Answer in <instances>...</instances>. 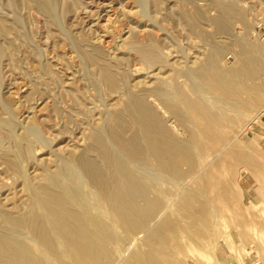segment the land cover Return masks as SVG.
Segmentation results:
<instances>
[{
    "label": "rangeland",
    "instance_id": "374dc122",
    "mask_svg": "<svg viewBox=\"0 0 264 264\" xmlns=\"http://www.w3.org/2000/svg\"><path fill=\"white\" fill-rule=\"evenodd\" d=\"M95 48L169 129L162 140L189 142L178 173L140 165L116 147L115 119L126 137L138 126L119 114L125 93L111 92L87 59ZM0 49V241L7 252L21 244L26 264H264V0H0ZM204 61L207 70L197 69ZM90 133L154 184L138 202L144 214L113 217L72 161L85 151L104 162L89 147ZM53 193L82 217L86 225L75 231L83 233H75L81 245L92 242L93 256L72 253L59 236L70 233L50 217L64 207ZM39 210L55 252L26 226Z\"/></svg>",
    "mask_w": 264,
    "mask_h": 264
},
{
    "label": "bare ground",
    "instance_id": "6f19581e",
    "mask_svg": "<svg viewBox=\"0 0 264 264\" xmlns=\"http://www.w3.org/2000/svg\"><path fill=\"white\" fill-rule=\"evenodd\" d=\"M32 1V0H31ZM38 3V1H36ZM35 3V2H32ZM40 6L46 10V7L44 6L43 3H39ZM37 5V4H36ZM40 8V7H39ZM50 11V10H49ZM231 14V13H228ZM229 19V18H228ZM231 21V20H230ZM229 23V21H226ZM228 23L226 26H224V30L226 32V30H228ZM196 24V23H195ZM197 26V25H196ZM195 28V27H194ZM195 29H198L197 27ZM223 30V31H224ZM227 33V32H226ZM228 34V33H227ZM207 36V35H206ZM207 38V37H206ZM215 51H217L216 53H219L218 50L214 49ZM246 52V51H245ZM2 54V50L0 49V55ZM99 54L100 51L98 48H95L93 52H88L86 54L87 59L92 63V65L94 67L97 68L98 70V75L100 80L107 86V88L113 92V91H122L125 93V97L122 99L121 101V113L119 114H126L128 115L138 126V129L130 136V137H126L124 134V130H125V126L123 124V121H121V118L119 120L115 119L113 121V124H111L109 131H110V135L113 139V141L115 142V144L117 145L116 147H118V150H120L121 154L124 153L126 157H128V159H131L133 162L135 160V162L139 163L140 165H148L153 163L155 165V168L161 170L160 172H164V173H169L172 174L174 172H177L179 169V164L178 161L180 160V152H190V145L189 142L187 141L186 143H183L181 145L180 142L176 141V139L174 140L172 137H170L171 139L168 141L162 140V137H165L166 135L170 136L171 134H168V130L167 127H165V125L163 124V122H161L155 112L154 109L146 103L145 99L143 96L137 95V94H133V93H128L127 89H126V85L124 82V79L121 75V73L118 72V69L116 67H118V64H109L107 62H104L102 60L99 59ZM244 55V53H243ZM246 55V54H245ZM211 56V55H210ZM240 58V57H239ZM211 59V58H210ZM208 61V59H207ZM210 61V60H209ZM208 61V62H209ZM241 61V60H240ZM204 61V63L200 64L203 65L202 68H197V69H203L205 68V66H210L209 63ZM212 62V61H211ZM244 64V63H243ZM117 65V66H116ZM199 65V66H200ZM217 67V66H216ZM119 68V67H118ZM210 68V67H208ZM237 68V67H236ZM207 70V68H205ZM215 69V68H213ZM218 69V68H217ZM233 70V69H232ZM226 71V70H225ZM250 71V70H249ZM203 73V72H202ZM223 73V72H222ZM187 74V73H186ZM199 74V73H198ZM228 74V73H227ZM226 75V74H225ZM203 76V75H202ZM222 77V76H221ZM223 78V77H222ZM233 80V78H232ZM231 80V82H232ZM225 83V82H224ZM159 88V87H158ZM161 91V90H160ZM163 94V93H162ZM158 95V94H157ZM163 97V96H162ZM169 99V98H168ZM203 100V99H202ZM193 103V102H192ZM190 106H192V108L194 109V114H198V109H197V105L196 104H192ZM169 108L171 110H173L174 112L177 111L176 107H174L173 104V100L170 98L169 100ZM173 107V109H172ZM175 108V109H174ZM218 109V108H217ZM214 110V109H213ZM193 111V110H191ZM173 112V113H174ZM212 112V111H210ZM223 113V112H222ZM82 114V113H81ZM180 115L179 112H176V115ZM201 114V112H200ZM224 114V113H223ZM206 114H204V117ZM182 116V115H181ZM211 117V116H210ZM191 118V117H190ZM213 118V116H212ZM218 120V119H217ZM194 121V120H193ZM196 121V120H195ZM199 123V122H198ZM203 123V122H202ZM208 123V121H207ZM212 123V122H211ZM201 124V123H200ZM204 125V123L202 124ZM208 126V125H206ZM213 126V125H212ZM209 127V126H208ZM215 127V126H214ZM207 128V127H206ZM211 128V127H210ZM36 129V128H35ZM205 131V128H201V130ZM209 129V128H208ZM207 130V129H206ZM210 130V129H209ZM219 131V130H218ZM37 132V131H36ZM202 132V131H201ZM206 132V131H205ZM209 131H207L206 133H208ZM215 132V131H213ZM211 131V133H213ZM217 132V131H216ZM170 133V132H169ZM196 133V132H195ZM204 133V132H203ZM91 134V133H90ZM214 134V133H213ZM217 134V133H216ZM204 135V134H203ZM207 135V134H206ZM219 135V134H218ZM222 135V134H221ZM6 136V135H5ZM100 136V135H99ZM98 135H96L95 133L91 134V144L89 147H91L92 149H94V151H97L98 154L100 155V157L102 158V160L105 162V168L102 167L103 163L100 164V161H97L99 159L96 160V158H92L89 157L87 155L84 154L85 151H83L82 153H78V154H73V156L71 157V159L73 158L75 161V164L78 165V167H80L81 171L84 172V175H87L89 178L88 180L90 181V183H93L94 186L97 187V191H99V194L101 193L102 198H104V205L105 204V199L107 200V202L110 204V206H106L108 208H110V212H112L113 217L116 216V218H124V219H131V218H135L137 216H139L140 214H144V207L140 208L138 207V202L139 200L144 201L147 200V195L149 190L153 189V185L151 182H145L147 179V177L143 174V173H139V171L136 173L135 171H132L130 169H128V167L125 165L124 162H122L119 158H117L116 156H114L109 148L107 147V144L105 143V140L101 137H99ZM208 136V135H207ZM233 136V135H232ZM191 139V137H190ZM194 139V138H193ZM229 146V145H228ZM197 147V146H196ZM89 148V150L91 151L92 149ZM201 148V147H200ZM111 149V148H110ZM206 149V148H205ZM192 150V149H191ZM82 151V150H81ZM96 152V153H97ZM73 153V152H72ZM86 153V152H85ZM123 154V156H124ZM191 158V157H190ZM189 158V159H190ZM72 159V161H73ZM189 162V160H188ZM190 162L191 159H190ZM107 164V166H106ZM138 164V165H139ZM196 164V163H195ZM194 164V166H195ZM153 165V166H154ZM77 168V167H76ZM147 170V169H146ZM198 170V169H197ZM178 173V172H177ZM232 174V173H231ZM173 175V174H172ZM193 176V175H192ZM146 177V178H145ZM170 177H172L170 175ZM169 177V178H170ZM146 179V180H145ZM217 179V178H216ZM145 180V181H144ZM54 181V180H53ZM52 181V182H53ZM88 181V182H89ZM165 182V181H164ZM59 185V184H58ZM89 185V184H88ZM153 187V188H152ZM64 189V188H63ZM96 190V189H95ZM154 190V189H153ZM189 191V190H188ZM69 192V190H68ZM151 192V191H150ZM49 193V192H48ZM193 193V192H192ZM52 194V193H50ZM72 194V193H71ZM99 194L97 193V195L99 196ZM60 195V194H59ZM189 196H191V193L188 194ZM53 197L50 198H54L55 201H57V203L61 204L62 206H66L67 204H64V199H61L60 197H58L57 194L53 193V195H51ZM44 197V195H43ZM67 197V196H66ZM70 198V197H69ZM203 198V197H202ZM46 200H50L48 197L45 198ZM53 199V200H54ZM101 200V198H99ZM63 200V201H62ZM68 200V198H67ZM161 200V199H160ZM207 200V199H206ZM45 201V200H42ZM53 202V201H52ZM101 202V203H103ZM106 202V203H107ZM151 202V201H150ZM41 203V202H40ZM45 203L48 205L49 203L45 201ZM107 203V205H108ZM141 203V202H140ZM143 203V202H142ZM141 203V204H142ZM189 203V202H188ZM196 203V202H195ZM53 204V203H52ZM55 204V203H54ZM64 204V205H63ZM139 204V205H141ZM157 204V203H156ZM162 204V203H161ZM168 204V203H167ZM47 205H45L47 207ZM54 206V205H53ZM60 206V205H59ZM58 206V207H59ZM61 206V207H62ZM64 206V207H65ZM102 207L103 204L101 205ZM50 206L48 205L47 209ZM55 207V206H54ZM53 207V209H54ZM61 207H59L58 209L61 210ZM62 207L63 210H61L62 213H60L57 210V207L54 209L55 212L52 213L51 212V216L53 215L52 219H56V221L54 223H58L59 225H65V227H60L59 230H61L63 228V230L66 229V231L68 230L70 234H64L65 232H63L62 234H64V236H62L61 232L58 231L59 236H61V238L63 239L64 243L66 244V246L69 247L70 251L72 253H76L79 254L80 256L84 257L83 259H85V257L88 256L93 253H91V249H90V245H81L79 242V237L76 235L79 233H83V226L81 228V231H75V229L78 227H76V225L80 223L81 225V219L82 217H80L79 215H77L78 217H76V211L72 210L70 207ZM148 207V206H147ZM185 207V206H184ZM195 207V206H194ZM51 208V207H50ZM73 208V207H72ZM39 209V208H38ZM65 209V210H64ZM41 210V209H40ZM39 213H37L36 211L33 212L32 215V219L29 220V222L27 221L26 226L29 227V229H32L36 232L37 236H39L38 239H41V241L47 245L51 250H54V252L56 251L54 248V243L52 242L51 244V240L47 241L46 238L47 237V227H46V223H44V218L41 217V214L43 211H40ZM52 210V209H51ZM77 210V208H76ZM161 210V209H160ZM164 210V208H163ZM38 211V210H37ZM49 211V210H48ZM90 211V210H89ZM79 212V211H78ZM144 212V213H143ZM149 212V211H147ZM49 213V212H48ZM193 213V212H192ZM45 214V213H44ZM50 214V213H49ZM89 214V213H88ZM154 213L149 212L148 213V218H150ZM111 215V216H112ZM115 215V216H114ZM68 216V217H67ZM93 216V215H90ZM88 216V217H90ZM154 216V215H153ZM80 217V218H79ZM85 217V216H84ZM142 217V216H141ZM43 218V219H42ZM47 218V217H46ZM147 218V217H146ZM153 218V217H152ZM167 218V217H166ZM72 219V220H71ZM85 219V218H84ZM186 219V218H185ZM50 220V219H49ZM71 220V221H69ZM75 220V221H74ZM146 220V219H145ZM48 221V220H47ZM51 221V220H50ZM73 221V222H72ZM147 221V220H146ZM191 221V220H190ZM195 221V220H194ZM52 222V221H51ZM50 222V223H51ZM75 222V223H74ZM79 222V223H78ZM126 222H128L126 220ZM141 222V221H140ZM188 222V221H187ZM186 222V223H187ZM25 224V222H23ZM48 223V222H47ZM53 223V226L55 225ZM192 223V222H191ZM15 224V223H14ZM20 224V223H19ZM23 224V225H24ZM83 225H86L84 222H82ZM139 224V223H138ZM193 224V223H192ZM22 226V225H21ZM52 226V227H53ZM56 226V225H55ZM141 226H144L141 224ZM140 226V228H141ZM191 226V225H190ZM17 227V226H16ZM23 227V226H22ZM21 227V228H22ZM51 227V226H50ZM80 227H78L77 229H79ZM88 227V225L86 226ZM97 227V226H96ZM26 228V227H23ZM55 228V227H53ZM65 228V229H64ZM102 228V226H101ZM191 228V227H190ZM165 229V228H164ZM50 230V229H49ZM48 230V231H49ZM85 230V228H84ZM96 230V229H95ZM102 230V229H101ZM155 230V229H154ZM187 230V229H186ZM30 231V230H29ZM87 231V228H86ZM76 232V233H75ZM85 232V231H84ZM181 232V231H180ZM89 233H91L89 231ZM54 234V233H53ZM86 234V233H85ZM178 234V233H177ZM82 235V234H81ZM88 235V233H87ZM87 235H85V237L83 238L86 241L88 240ZM95 235V234H94ZM50 236V235H49ZM91 234L89 235V239ZM105 236V235H104ZM186 236V235H185ZM187 237V236H186ZM173 238V237H172ZM180 238V237H179ZM51 239V238H50ZM82 239V240H83ZM83 240V242H84ZM171 240V239H170ZM179 240V239H178ZM2 241V240H1ZM0 241V264H7L6 262L8 261L9 264H26V260L24 258L25 261L23 260H19L20 256L19 253L21 252L20 250L23 249L25 250V248L21 245V244H17V247H14L12 249H7L8 252L5 249V241L1 242ZM62 241V242H63ZM81 241V240H80ZM91 241V240H90ZM168 241V240H167ZM11 242V241H10ZM38 243V242H37ZM42 243V244H43ZM85 243V242H84ZM87 243V242H86ZM85 243V244H86ZM90 243V242H89ZM148 243V242H147ZM9 244V243H8ZM7 244V245H8ZM39 244V243H38ZM43 244V245H44ZM182 244V243H181ZM193 244V243H192ZM11 245V244H10ZM45 246V247H47ZM151 246V244H150ZM27 247V246H25ZM44 247V248H45ZM63 247V246H62ZM94 247V246H93ZM42 248V246H41ZM68 249V248H67ZM165 249V247H164ZM30 250V249H29ZM96 250V249H95ZM149 250V249H148ZM91 251V252H90ZM27 252V251H26ZM150 252V251H149ZM22 253V252H21ZM29 253V252H28ZM90 253V254H89ZM75 255V257H76ZM144 255V254H143ZM156 255V254H155ZM22 256V255H21ZM70 256V255H69ZM74 256V255H73ZM93 256V255H92ZM146 256V255H145ZM157 256V255H156ZM161 256V255H160ZM26 257V256H25ZM29 257V256H28ZM79 257V256H78ZM153 257V256H152ZM155 257V256H154ZM168 257V256H167ZM31 258V257H29ZM9 259V260H7ZM27 259V258H26ZM82 259V258H81ZM82 259V260H83ZM158 259V258H157ZM171 259V258H170ZM7 260V261H6ZM40 260V259H38ZM74 260V258H73ZM78 260V259H77ZM75 260V261H77ZM94 260H95V256H94ZM148 261V259H146ZM178 260V259H177ZM6 261V262H5ZM34 261V258H33ZM80 261V260H79ZM86 261V263H88L89 261L87 260H83ZM143 261V260H142ZM42 262V261H39ZM82 262V261H81ZM95 262V261H94ZM146 263V261H144ZM153 262V261H152ZM159 262V261H158ZM96 263V262H95ZM42 264V263H41ZM90 264V263H88ZM94 264V263H93Z\"/></svg>",
    "mask_w": 264,
    "mask_h": 264
},
{
    "label": "crops",
    "instance_id": "0c3cea01",
    "mask_svg": "<svg viewBox=\"0 0 264 264\" xmlns=\"http://www.w3.org/2000/svg\"><path fill=\"white\" fill-rule=\"evenodd\" d=\"M261 123L264 124V117L261 119ZM260 264V262H258Z\"/></svg>",
    "mask_w": 264,
    "mask_h": 264
}]
</instances>
